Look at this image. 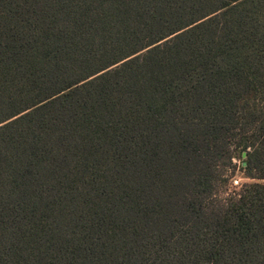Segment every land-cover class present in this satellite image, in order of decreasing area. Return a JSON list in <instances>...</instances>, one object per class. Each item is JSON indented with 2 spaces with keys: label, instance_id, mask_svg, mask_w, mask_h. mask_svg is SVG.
I'll return each mask as SVG.
<instances>
[{
  "label": "trees",
  "instance_id": "trees-1",
  "mask_svg": "<svg viewBox=\"0 0 264 264\" xmlns=\"http://www.w3.org/2000/svg\"><path fill=\"white\" fill-rule=\"evenodd\" d=\"M0 264H264V0H0Z\"/></svg>",
  "mask_w": 264,
  "mask_h": 264
},
{
  "label": "rangeland",
  "instance_id": "rangeland-1",
  "mask_svg": "<svg viewBox=\"0 0 264 264\" xmlns=\"http://www.w3.org/2000/svg\"><path fill=\"white\" fill-rule=\"evenodd\" d=\"M235 162L237 163L238 167L236 171L234 172L233 177L230 179V187L231 189L239 190V188L241 187L243 183L251 182L252 180L247 178L244 172L242 171L240 167L241 160L237 159L235 160ZM236 181H239V183H236Z\"/></svg>",
  "mask_w": 264,
  "mask_h": 264
},
{
  "label": "snow or ice",
  "instance_id": "snow-or-ice-1",
  "mask_svg": "<svg viewBox=\"0 0 264 264\" xmlns=\"http://www.w3.org/2000/svg\"><path fill=\"white\" fill-rule=\"evenodd\" d=\"M237 183H239V181H237Z\"/></svg>",
  "mask_w": 264,
  "mask_h": 264
},
{
  "label": "water",
  "instance_id": "water-1",
  "mask_svg": "<svg viewBox=\"0 0 264 264\" xmlns=\"http://www.w3.org/2000/svg\"><path fill=\"white\" fill-rule=\"evenodd\" d=\"M246 154L244 153V156H245Z\"/></svg>",
  "mask_w": 264,
  "mask_h": 264
},
{
  "label": "built area",
  "instance_id": "built-area-1",
  "mask_svg": "<svg viewBox=\"0 0 264 264\" xmlns=\"http://www.w3.org/2000/svg\"><path fill=\"white\" fill-rule=\"evenodd\" d=\"M236 183H237V181H236Z\"/></svg>",
  "mask_w": 264,
  "mask_h": 264
}]
</instances>
